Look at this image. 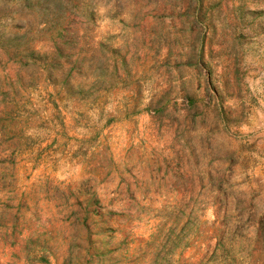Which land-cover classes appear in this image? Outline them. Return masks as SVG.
<instances>
[{"label":"rangeland","instance_id":"rangeland-1","mask_svg":"<svg viewBox=\"0 0 264 264\" xmlns=\"http://www.w3.org/2000/svg\"><path fill=\"white\" fill-rule=\"evenodd\" d=\"M0 264H264V0H0Z\"/></svg>","mask_w":264,"mask_h":264}]
</instances>
